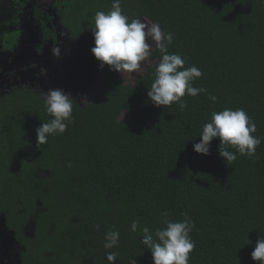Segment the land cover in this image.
I'll list each match as a JSON object with an SVG mask.
<instances>
[{
  "label": "trees",
  "instance_id": "obj_1",
  "mask_svg": "<svg viewBox=\"0 0 264 264\" xmlns=\"http://www.w3.org/2000/svg\"><path fill=\"white\" fill-rule=\"evenodd\" d=\"M112 3L55 0L73 36L90 31L95 13ZM121 7L172 33L168 51L201 70L193 86L207 92L185 94V110L156 107L148 98L155 64L131 86L95 58L93 100L74 102L66 131L40 146L36 129L50 119L42 96L26 87L1 96L0 217L23 248L21 262L109 264L103 237L115 230L114 264H154L131 222L154 234L166 211L167 219L187 213L195 223L189 264H258L251 253L264 238V0H121ZM150 57L157 63L160 53ZM224 108H243L255 122L262 142L254 156L237 153L227 164L219 139L210 155L194 151L203 124Z\"/></svg>",
  "mask_w": 264,
  "mask_h": 264
},
{
  "label": "clouds",
  "instance_id": "obj_2",
  "mask_svg": "<svg viewBox=\"0 0 264 264\" xmlns=\"http://www.w3.org/2000/svg\"><path fill=\"white\" fill-rule=\"evenodd\" d=\"M93 19L90 31L95 46L91 52L100 62L101 69L107 65L110 70L121 73L125 80V74L139 75L153 51L160 53L148 91L149 101L154 106L167 107L175 102L181 110H185L188 107L187 102L182 100L185 94L195 97L207 92L205 88L193 86L194 81L202 76L201 70L196 66L185 67V59L181 55L168 51L174 38L172 33L163 31L159 23L125 14L121 0H113L110 11H97ZM51 51L55 57H60L59 47L54 46ZM209 98L216 101L215 96L209 95ZM42 99L50 119L36 129L39 146L46 144L50 135L66 131L72 120L75 102L70 94L59 88L43 92ZM256 132L255 122L243 108H224L211 113L210 120L203 124L200 142L194 144L193 148L198 154L210 155L212 141L219 139V155L228 164L237 159V153L247 157L255 155L257 146L262 142V138L253 135ZM67 167L71 168L72 164L69 162ZM168 215L166 211L161 213L165 217L162 221L165 227H157L154 234L139 220L131 222V231L142 232L140 243L151 252L154 264H189V254L196 247L190 236L195 223L187 213L183 214V220L178 221L167 219ZM99 227L97 225L98 230ZM119 241L118 231L108 230L104 233L103 248L109 264H114L119 256L118 251H111L118 247ZM251 258L258 264H264V238L256 242ZM128 264H136V260L130 258Z\"/></svg>",
  "mask_w": 264,
  "mask_h": 264
},
{
  "label": "flooded vegetation",
  "instance_id": "obj_3",
  "mask_svg": "<svg viewBox=\"0 0 264 264\" xmlns=\"http://www.w3.org/2000/svg\"><path fill=\"white\" fill-rule=\"evenodd\" d=\"M0 1V97L13 88L26 87L35 91L34 88L39 85L46 90L59 69L67 73L71 71L72 63L75 67L82 45L89 49L95 46L94 36L90 37L93 35L91 31L85 29L73 36L63 27L60 23V8L55 5V0L48 4L49 0ZM6 31L14 33L8 34L15 41L11 47L4 44L9 37ZM86 36L89 38L86 39ZM90 40L94 43H89ZM54 46L61 49L59 58L52 54ZM20 47L22 51H18V56L22 57H18L13 65L12 58L7 55ZM65 77L73 84L77 79L72 73ZM1 217L0 264H23V248Z\"/></svg>",
  "mask_w": 264,
  "mask_h": 264
},
{
  "label": "rangeland",
  "instance_id": "obj_4",
  "mask_svg": "<svg viewBox=\"0 0 264 264\" xmlns=\"http://www.w3.org/2000/svg\"><path fill=\"white\" fill-rule=\"evenodd\" d=\"M49 2H52V0L47 1V4ZM0 4H1V1H0ZM5 34H7V35L10 34L11 35V34H14V33L13 32L7 33V31H6ZM90 37H93V35L90 36ZM87 38H89V36H86V39ZM89 43H94V42L92 40H90ZM4 44H5V42H4ZM18 51L21 52L22 51V48L21 47L20 48H15L13 50V53L11 55L10 54L7 55L9 58L10 57L12 58L13 65H14L15 61L19 57L18 56L19 55V52ZM4 58L6 60H8V58L6 56ZM12 63H11V61L9 62L10 65ZM154 64H155V61H153L151 59V57H149V60L145 63V66L140 71L139 75H137L135 73L134 74H125V80H124L123 75L121 73H117L116 72V75H117V78L120 81H122L124 84L131 85L132 86V85H134L136 79L139 76H142L148 70V68L149 67H152ZM0 67H1V64H0ZM94 68H95V66H94ZM90 71H92V70L90 69ZM94 75H95V73L94 74H91L90 80L89 79H86V81H83L81 78L77 77V79L75 80V83L74 84L72 82H70V81L67 80V82H65V84H64V86L62 87L61 90H63L64 92L70 94L72 96V98L76 101V103H78V104L89 103V102H91L93 100L92 98H93V91H94ZM133 76H134V78H133ZM56 86H55V83L52 80V83L49 82L48 87H47L46 90L44 88L40 87L39 85L37 87H35L34 89H35V91L39 95H42L43 92H46L49 89H55V88H57ZM5 90L7 91V89H3V91H5ZM122 116H121V119H122ZM124 118H128V114L127 113L124 114ZM31 232H32V229H31Z\"/></svg>",
  "mask_w": 264,
  "mask_h": 264
},
{
  "label": "water",
  "instance_id": "obj_5",
  "mask_svg": "<svg viewBox=\"0 0 264 264\" xmlns=\"http://www.w3.org/2000/svg\"><path fill=\"white\" fill-rule=\"evenodd\" d=\"M19 57H22V56L20 55ZM78 58L79 59L77 60V64L75 65V67H74V64L72 63V69L70 72L64 73L63 70L59 69L58 75H56L53 80V82L55 83V86L57 85L56 86L57 88L62 89L65 82H67L65 76L71 73L76 78L79 77L83 81H86V79L90 80L91 74L95 73L94 75V85H95V79L98 73V69L95 65V56L91 52V49L82 45ZM90 69L92 71H90Z\"/></svg>",
  "mask_w": 264,
  "mask_h": 264
}]
</instances>
